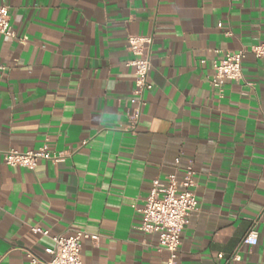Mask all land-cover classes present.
I'll return each instance as SVG.
<instances>
[{
    "label": "crops",
    "instance_id": "0c3cea01",
    "mask_svg": "<svg viewBox=\"0 0 264 264\" xmlns=\"http://www.w3.org/2000/svg\"><path fill=\"white\" fill-rule=\"evenodd\" d=\"M0 264L49 259L51 235L84 230L83 264H167L138 227L155 178L193 160L199 210L181 264H264V58L210 83L214 61L264 38V0H0ZM152 36V88L135 126L127 38ZM220 51L221 53H217ZM48 145L64 160L8 166L9 149ZM179 160V161H177ZM259 237L242 245L250 230ZM238 250L241 260L231 262ZM219 254H223L220 258Z\"/></svg>",
    "mask_w": 264,
    "mask_h": 264
},
{
    "label": "built area",
    "instance_id": "2783aa9c",
    "mask_svg": "<svg viewBox=\"0 0 264 264\" xmlns=\"http://www.w3.org/2000/svg\"><path fill=\"white\" fill-rule=\"evenodd\" d=\"M16 38V31L11 25L10 10L8 6L0 5V36ZM129 50L134 59L131 65L135 73V89L131 99L134 109L129 113L131 126H135L142 114L145 105L144 94L152 88L149 75L152 69L151 46L152 36L130 35L127 38ZM217 53H221L217 51ZM248 53L256 58H264V38L243 50H229L214 61L215 73L210 80L213 87L223 93L226 80L240 81L244 78L243 63ZM63 152L50 149L43 145L37 150L20 151L9 149L2 153L3 162L8 166L21 167L33 170L40 160L60 162L64 160ZM179 161V160H177ZM195 169L193 160H189L183 168V177L178 179L175 173L166 176V183L155 178L145 198L144 206L139 210L142 221L139 229L145 233L156 234L159 247L168 253L167 264H181L182 233L188 223V218L199 210V201L194 188ZM32 231L50 237L53 245L46 249L49 259L44 260L31 250L25 249L30 264H83L82 241L84 239L97 240L98 235L84 230H77L73 234L51 235L48 230L32 226ZM259 237L256 230H250L242 239L241 244L254 246L258 244ZM222 258L223 254H219ZM241 260L238 252L231 256V262ZM231 264V263H230Z\"/></svg>",
    "mask_w": 264,
    "mask_h": 264
}]
</instances>
